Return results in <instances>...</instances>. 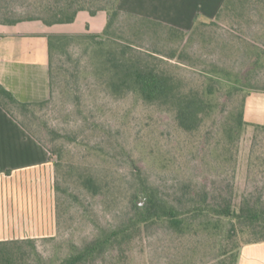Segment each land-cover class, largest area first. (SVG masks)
<instances>
[{"label": "rangeland", "instance_id": "rangeland-1", "mask_svg": "<svg viewBox=\"0 0 264 264\" xmlns=\"http://www.w3.org/2000/svg\"><path fill=\"white\" fill-rule=\"evenodd\" d=\"M130 1L139 3L134 5L138 14L148 12L165 21L177 23L176 20L182 19L190 24L193 15L194 25L186 31L191 34L198 21L209 23L214 19L223 0ZM25 2L0 0V12L8 8L9 15L16 17L25 11ZM128 3L129 0H119L117 8L130 12L126 9ZM261 11L262 15H256L252 10L250 19L233 25L222 21L199 25L198 31L179 45L187 57L183 60L175 57L170 62L177 64L180 73L194 82L208 81L203 74L212 66L224 67L237 74L242 82L249 78L254 84L248 88L249 96L264 93V67H253L251 63L257 52L264 54V9ZM106 20L105 12L95 16L81 12L74 22L55 24L53 28L102 32ZM171 45L161 42L154 45L150 39L143 42L141 49L160 47L169 51ZM87 61L79 45H72L67 53L53 57L48 98L44 105L33 109L34 116L26 123L49 152L52 163L56 151L61 152L67 163L79 165L105 182L107 192L94 196L75 184L72 178L77 172L73 166L71 179L61 183L66 190L55 193L53 187L54 199L56 196L59 200L54 233L35 240L34 246L23 243L28 264H59L73 246L94 238L98 225L107 229L125 222L132 212L130 197L140 185V179L179 208L189 205L186 198L196 190L204 191L211 204L219 195L231 198L234 205L244 198L264 201V171L257 168L248 171L251 155L255 164L260 162L254 155L264 152V134L254 139L253 127H243L233 171L226 164L218 167L217 153L211 150L220 134V121L231 108V103H224V90L212 98L209 116L199 132L183 133L176 128L169 111L145 105L132 95L113 97L102 90L96 85ZM54 180L55 176L53 185ZM141 198L139 193L137 200ZM201 218L208 221L206 229L199 227L196 233L182 236H176L163 223L150 226L125 246L119 263L170 264L171 259L184 262L191 259L198 264H217L221 250L230 245L226 242L230 241L226 237L229 220L212 214L195 220ZM185 249L196 255L180 256ZM111 257L110 252L105 254L102 263H111Z\"/></svg>", "mask_w": 264, "mask_h": 264}, {"label": "trees", "instance_id": "trees-1", "mask_svg": "<svg viewBox=\"0 0 264 264\" xmlns=\"http://www.w3.org/2000/svg\"><path fill=\"white\" fill-rule=\"evenodd\" d=\"M119 0H26L25 11L16 16L9 15V9L0 12V24L15 25L24 21H40L46 26L72 23L80 11L95 15L99 11L107 16L106 26L100 34H60L50 33L47 37L49 84L52 81V60L55 55L68 52L72 45H79L81 55L87 57L88 66L95 83L113 97L132 95L148 106L169 111L176 128L188 134L198 133L206 122L211 100L217 92L224 90L225 104L231 103L227 115L220 121V134L213 149L218 167L225 165L235 170L237 145L244 126L253 127V138L264 134V125L247 122L244 118L248 88L254 84L248 77L242 82L237 74L224 67L212 66L203 76L208 81L194 82L179 71L177 64L171 63L175 57L183 60L185 51L179 49L184 39L190 38L199 29V25L216 24L219 21L230 25L256 15H262L264 0H223L214 19L209 23L198 21L191 34L161 20L133 13L122 12L117 8ZM2 16V17H1ZM153 40L157 43H172L169 51L160 47L141 49L143 42ZM177 46H173L176 45ZM253 67H264L263 51L257 52L251 60ZM46 99L39 102H21L0 84V106L12 116L33 137L37 139L26 123L34 116L33 109L44 105ZM39 139V138H38ZM41 141V140H40ZM42 142V141H41ZM260 142H263L260 140ZM261 144V143H260ZM54 167V191L64 192L61 183L71 179V169L77 174L72 181L91 195H105L107 185L93 172L79 168V165L67 163L61 152L56 151ZM252 156V155H251ZM249 159L248 171L257 168L264 171V152L256 153ZM74 166V167H73ZM70 175V176H69ZM142 198L138 201V194ZM56 195V194H55ZM188 206L179 208L161 197L153 186L140 179V185L130 197L131 214L125 222L111 228L98 225L97 235L86 240L81 246H73L72 251L59 264H107L102 263L105 254L111 253V263L120 264L125 254V246L145 229L157 223L169 227L176 236L184 233H196L206 229L207 220L201 218L209 214L229 220L226 237L229 248H223L217 264H237L239 249L247 243L264 241V201L259 198H244L234 205L231 198L218 196L215 203H208L206 193L196 190L186 198ZM59 203L55 196V208ZM56 211V209H55ZM194 222H197L194 224ZM34 239H14L0 241V264H28L27 251L23 243L34 246ZM189 250H181L180 256L196 255ZM116 252V254H115ZM177 256V253L172 254ZM170 264H198L190 259H171ZM201 264V263H199ZM206 264V263H202Z\"/></svg>", "mask_w": 264, "mask_h": 264}, {"label": "crops", "instance_id": "crops-1", "mask_svg": "<svg viewBox=\"0 0 264 264\" xmlns=\"http://www.w3.org/2000/svg\"><path fill=\"white\" fill-rule=\"evenodd\" d=\"M128 4L126 9L138 14L134 5L139 3L129 0ZM81 12L86 11H80L75 20ZM139 14L172 23L185 31L194 25L193 15L188 24L182 19L176 20L177 23L165 21L148 12ZM50 33L100 34L101 31H61L40 21L0 24V84L18 101L39 102L48 98L46 36ZM244 118L264 125V93H255L246 99ZM53 178L54 167L47 149L0 106V241L37 240L54 233ZM237 264H264V241L242 245Z\"/></svg>", "mask_w": 264, "mask_h": 264}]
</instances>
